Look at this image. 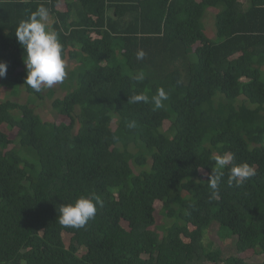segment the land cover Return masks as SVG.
Instances as JSON below:
<instances>
[{"label": "trees", "instance_id": "16d2710c", "mask_svg": "<svg viewBox=\"0 0 264 264\" xmlns=\"http://www.w3.org/2000/svg\"><path fill=\"white\" fill-rule=\"evenodd\" d=\"M41 4L74 62L62 97L25 84L15 31ZM0 62V88L32 96L0 100V264H249L204 248L215 223L237 255L264 257V0H0ZM161 87V109L128 103ZM49 100L43 120L32 104ZM226 152L256 175L229 186L228 165L212 199ZM90 194L95 218L61 225L60 206Z\"/></svg>", "mask_w": 264, "mask_h": 264}, {"label": "clouds", "instance_id": "9594fccd", "mask_svg": "<svg viewBox=\"0 0 264 264\" xmlns=\"http://www.w3.org/2000/svg\"><path fill=\"white\" fill-rule=\"evenodd\" d=\"M50 10L41 4L36 11L32 12L27 20H22L15 31L18 43L25 50L27 77L25 84L36 92L51 88L56 84L63 83L68 75V63L65 59L64 45L61 43L59 32L52 27ZM146 53L139 50L136 53L137 60H143ZM7 72V64L0 62V78ZM130 79L142 82L145 73L140 71L130 74ZM169 99V94L164 88H158L155 95L149 96L145 92L131 95L128 103L152 104L154 110L164 107V102ZM126 127L135 129L138 127L135 120L126 121ZM215 171L208 177L207 185L212 190V199L219 198V189L224 169L232 165L227 183L229 186L241 187L245 182L256 175L255 168L248 163H236L235 154L226 152L216 155ZM103 207V200L95 194L82 195L74 203L61 205L59 223L65 227L82 228L90 220L94 219L98 208ZM229 239V238H227Z\"/></svg>", "mask_w": 264, "mask_h": 264}, {"label": "rangeland", "instance_id": "374dc122", "mask_svg": "<svg viewBox=\"0 0 264 264\" xmlns=\"http://www.w3.org/2000/svg\"><path fill=\"white\" fill-rule=\"evenodd\" d=\"M217 10V11H216ZM207 9L203 19H202V25L203 28L205 30V34L208 36V38L210 39H214L215 37V26H214V14H216L218 12V10H220L219 8L217 9ZM190 60L191 62L195 60L194 56H190ZM68 63V68L71 67L72 62L71 60L67 61ZM57 85V84H56ZM54 85L53 87L56 90V94L55 97H62L65 93L64 91L60 90V86H56ZM19 94L17 97L11 96L10 95V90L7 89L5 90L4 88H0V100L3 99H9L12 100L14 102L23 104V103H27L30 101V99L32 98V96L28 95L23 88H19ZM50 104H51V100L49 101H35L34 104H32L33 107H36V113H38L40 115V117L43 120H49L50 119ZM156 217H157V221L158 223L161 221L162 219L158 216V214L156 213ZM218 224H213L209 227L208 231L206 232V236L205 239H203V246L206 250L209 249V245L210 243L212 244V249H218L221 252V257L222 258H230V257H243L244 260L249 263V264H260V262L263 260L264 257H257V256H253V257H245L244 255H237L236 250H235V242H236V237H231L229 239H222L219 236L218 233ZM193 264H206V262H203V259H198L197 261H194Z\"/></svg>", "mask_w": 264, "mask_h": 264}]
</instances>
